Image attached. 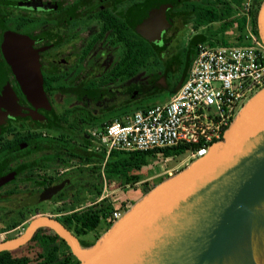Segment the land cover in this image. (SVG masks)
<instances>
[{
    "label": "flooded vegetation",
    "instance_id": "flooded-vegetation-1",
    "mask_svg": "<svg viewBox=\"0 0 264 264\" xmlns=\"http://www.w3.org/2000/svg\"><path fill=\"white\" fill-rule=\"evenodd\" d=\"M195 6L196 0H0V243L45 215L82 246L93 244L98 215L132 199L130 155L118 173L106 175L104 163L101 173L94 133L159 92L170 99L205 27L197 26ZM258 10L256 0L249 10L243 1L235 15L258 33ZM9 32L31 40L42 102L23 90L5 50ZM77 211L87 213L86 224L71 219ZM27 243L3 251L18 254Z\"/></svg>",
    "mask_w": 264,
    "mask_h": 264
},
{
    "label": "water",
    "instance_id": "water-1",
    "mask_svg": "<svg viewBox=\"0 0 264 264\" xmlns=\"http://www.w3.org/2000/svg\"><path fill=\"white\" fill-rule=\"evenodd\" d=\"M264 43V0L257 14ZM5 50L27 96L45 98L38 55L31 40L9 32ZM264 87L240 109L209 153L162 180L137 200L93 244L82 246L56 217L38 216L0 251L27 243L48 227L69 245L79 264L219 263L245 228L264 229Z\"/></svg>",
    "mask_w": 264,
    "mask_h": 264
},
{
    "label": "built area",
    "instance_id": "built-area-1",
    "mask_svg": "<svg viewBox=\"0 0 264 264\" xmlns=\"http://www.w3.org/2000/svg\"><path fill=\"white\" fill-rule=\"evenodd\" d=\"M252 0H244L249 10ZM228 44L199 42L188 76L169 100L139 109L101 126L94 135L97 148L113 151H152L185 146L187 160L207 155L234 118L264 87V43L250 23L225 31ZM230 40L233 41L230 42ZM153 158L165 159L156 153ZM123 215L113 209L115 221Z\"/></svg>",
    "mask_w": 264,
    "mask_h": 264
},
{
    "label": "trees",
    "instance_id": "trees-1",
    "mask_svg": "<svg viewBox=\"0 0 264 264\" xmlns=\"http://www.w3.org/2000/svg\"><path fill=\"white\" fill-rule=\"evenodd\" d=\"M208 0H196L195 6V18L197 26H205L195 35L193 39V49L189 58V67L185 73V76L171 89L170 95H172L186 80L192 61L196 55V47L199 42H208L209 44H228V39L225 35V31L229 27L244 28L245 17L238 18L235 13L238 11L239 6L244 0H212V4H207ZM258 7L262 4L263 0H256ZM256 11L254 15V21H257ZM227 17L226 20L222 21V18ZM256 25V24H255ZM148 106L135 107L134 111L139 109H146ZM185 146H174L165 149L152 150V151H113L108 159L105 161V154L100 153V170L102 173V167L104 163V173L106 175L111 174L114 170L118 173V169L124 167V154L130 155V169H131V186L136 185L138 182L143 180L141 170L149 164V160L155 156L156 153L162 154L165 158L176 157L185 153ZM122 155V157L120 156ZM163 178H159L157 182H151L149 180L142 183L138 189L143 196L156 184H158ZM134 200L122 201L116 204L114 208H111L109 214H100L94 221L100 227L105 225L106 229L110 228L115 222L114 219L110 218L113 209H119L121 211H127L133 204ZM73 209V206L69 207ZM68 208V209H69ZM67 208L61 209V211ZM92 215L90 214V217ZM76 222H85L88 220L87 213L74 212L71 217ZM92 219H90V222ZM99 236H97L98 238ZM96 238V239H97ZM91 243H84L83 246H89ZM21 252V253H20ZM18 254H14L11 251L0 252V264H79L77 257L71 252L69 245L66 241L60 237L55 231L46 228L41 229L35 233L32 239L27 243ZM32 262V263H31Z\"/></svg>",
    "mask_w": 264,
    "mask_h": 264
},
{
    "label": "rangeland",
    "instance_id": "rangeland-1",
    "mask_svg": "<svg viewBox=\"0 0 264 264\" xmlns=\"http://www.w3.org/2000/svg\"><path fill=\"white\" fill-rule=\"evenodd\" d=\"M230 42L233 43L232 40H230ZM181 68H183V64L181 65L177 73H180ZM167 96L168 95L166 92H164V94L159 92L158 94L151 96L147 102L140 103L139 106H148L152 104L162 103L164 102ZM243 102L246 103L247 101L243 100L241 104ZM135 106L136 105L132 106L133 110ZM186 157L187 154H181L176 157H169L167 160L162 158L161 159L152 158L151 160H149V164L145 166L141 172L143 181L149 180L151 182L154 181L157 182L159 181V178H163L162 180H165L169 177L176 175L177 173H179L180 171H182L184 168H186L188 165L191 164V162H189ZM142 182H138L134 186L132 185L131 192L129 190L132 196V200H134L135 202L142 197L141 193L138 190L141 187ZM114 188H118V186H115ZM108 229H106V226L104 224L101 225L98 233L99 236L98 238H100ZM98 238L96 240H98Z\"/></svg>",
    "mask_w": 264,
    "mask_h": 264
},
{
    "label": "bare ground",
    "instance_id": "bare-ground-1",
    "mask_svg": "<svg viewBox=\"0 0 264 264\" xmlns=\"http://www.w3.org/2000/svg\"><path fill=\"white\" fill-rule=\"evenodd\" d=\"M264 217V207L250 219ZM210 264H264V229L245 228L241 240L226 253L221 262Z\"/></svg>",
    "mask_w": 264,
    "mask_h": 264
}]
</instances>
